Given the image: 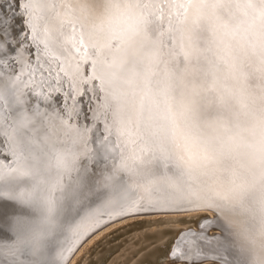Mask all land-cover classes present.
<instances>
[{
    "label": "water",
    "instance_id": "water-1",
    "mask_svg": "<svg viewBox=\"0 0 264 264\" xmlns=\"http://www.w3.org/2000/svg\"><path fill=\"white\" fill-rule=\"evenodd\" d=\"M135 1L143 27L158 40L168 3ZM31 2L16 1V26L0 12V21L6 19L5 30L0 28L5 44L0 48V264H67L82 242L111 222L189 206L213 210L215 222L200 221L199 238L188 243L173 234L158 246L159 255L144 259V264H194L202 259L211 264H257L235 235L233 218L244 219L248 227L255 226V214L264 219L263 86L255 89V125L241 113L252 101L242 88L254 77L264 82V22L255 31V43L247 41L252 36L247 35L242 46L228 44L226 52L231 32L227 12L200 11L206 13L193 22L188 38L197 49L183 54L177 45L179 52L169 54L174 63L168 68L172 73L191 65L196 85L185 93L173 74L167 81L161 74L156 97L148 103L143 97L140 107L127 108L123 121L100 88L102 72L107 73L105 61L93 66L88 57L92 50H103L101 40L110 48L128 27L115 29L106 41L102 34L98 44L94 42L97 49L84 45L78 27L76 50L66 53L60 29L63 23L70 27L69 16L57 18L59 32L56 35L52 26L49 36L44 17L53 20L51 10L38 18ZM174 2L166 15L172 21L166 38L173 49V20L179 19L176 26L182 22L190 5L188 0ZM111 21L117 24L118 19ZM13 32L22 41L10 38ZM19 45L25 51L19 52ZM15 72L22 78H15ZM133 78L139 84L138 76ZM190 95L197 101L186 100ZM186 139L203 149L194 155L189 148L179 156V142ZM196 176L212 183L201 188L196 200H187L184 191L200 181ZM206 230L213 232L208 235ZM118 245L110 246L97 264Z\"/></svg>",
    "mask_w": 264,
    "mask_h": 264
},
{
    "label": "bare ground",
    "instance_id": "bare-ground-1",
    "mask_svg": "<svg viewBox=\"0 0 264 264\" xmlns=\"http://www.w3.org/2000/svg\"><path fill=\"white\" fill-rule=\"evenodd\" d=\"M31 1H32L31 9L35 13H38L36 15L38 18H40L42 14H47L51 10L53 14V20L49 19L51 18V16H49V18H47L46 16L44 17V26L46 25V31L49 36L51 35L49 31L50 27L51 28L52 26L54 27L55 24H57L58 19H61L62 15L69 16V18H66V20L68 21L70 19V23H71L70 27L69 28L65 27V24L63 23L62 29H60V38L62 39V42L64 43V46L67 50L66 53H73L76 50V45L74 42L77 40L75 32L78 29V27L81 28L80 31L81 33L84 34V37L82 39L84 45H91V47L93 45L94 49H97L96 44H98L100 36L102 34H103L102 38H104L105 36L104 40L106 41L107 40L106 37L110 33H114L115 29L121 31L125 26L128 27L121 35H119L118 41H115L116 43L114 45H111L110 48L107 49V47H105L107 41L104 42L103 40H101L98 46L102 47L103 50H97L96 52H94L95 50L94 51L92 50V53H90L88 57L89 59H91L93 66L96 61L98 64H100L102 61H105V68L107 73L102 72V78L99 79L100 88L104 93V97L107 96L108 100L112 104L113 111L116 113L118 117L122 118L123 121H125L127 116L126 115L127 108L129 110V108L131 109L137 106L140 107L141 104L143 103V97L144 98L146 97V103L149 102L150 98L153 99L156 97L155 94L157 89V82L158 80H160L161 74H162L161 80L163 81H167V79H169L170 77L169 74H173L174 79H176L177 81V84H181L182 86H184L183 92L185 91V93H189L192 87L196 85V80L194 77V73L191 70L192 68L191 65L190 66L187 65L188 66L187 68L182 67V69H180L179 71H177L176 69L172 73H169V69L171 70V63L173 62L169 54L176 51L179 52V50L180 52H183L184 50L183 54H186L189 51L194 53V50L197 49V47L192 46L188 42V38L190 37L189 30L190 28H192L193 22H195L198 19L199 14L206 13L200 11H202L203 9H208L211 12H213L212 9L220 8L218 11L215 12H219V11L227 12L226 18L229 20L227 25H230L231 32L228 40L225 42L226 52L229 50L228 44L234 45L238 48L240 47V45L242 46L241 44L242 38L246 39L247 35H252L251 39L248 38L247 41H251V43H255V33H256L255 31H257V29L259 30L263 25L262 22H264V0H188L190 5H188V7H186L185 9L184 18L182 22H180L176 26L179 19H176L175 21L173 20L174 26L173 29H171L172 31H170L171 38L173 35L174 44L173 43L171 44L174 45V49H173L166 38L169 31L168 28L170 29L172 26L171 24L172 21L168 20L170 15L169 16L166 15L168 13L170 14L172 7L175 4L174 0H170L168 2L166 7L168 12L167 13L165 12L164 15V17L165 16L166 17L164 18L162 16L163 18H161L162 20L160 21L161 22L160 29L162 23L163 26L161 29L162 31L161 36L158 37L159 38L158 40L155 38L153 39L152 34H150L152 32L149 33L148 29L146 30L143 27L144 26L142 25L143 19L142 16L138 15V11H137L138 6L136 5L135 0H31ZM153 2L155 3L156 0L155 1L153 0ZM249 6L251 8H249ZM173 13H175V11ZM255 13H257L256 14V19H258L257 21H255ZM244 14L246 15L245 19H244ZM207 16H209V14H207ZM250 16L252 17L251 19ZM111 17L118 19L117 24H115L114 22L112 24ZM15 18L18 19L17 17ZM132 23H138V24L130 25ZM184 23L186 24L184 25ZM20 28L21 27L19 26L18 31L22 30V29L20 30ZM55 31H56L55 34L57 35L59 32L58 26H55ZM16 33L13 32L12 34L9 35V37L12 38L13 40H15V38L19 40L20 38L19 36H17ZM23 33L25 39L26 33L28 34V32L25 30V32ZM23 33L21 34L23 35ZM2 39L3 37L0 34V48H2L1 43L3 46L5 45L4 42H1ZM230 40L232 42L235 41L236 44L229 43ZM94 42L97 43L95 44ZM48 43L51 45L53 44V41L52 42L48 41ZM92 43H94L95 45ZM177 45H180L179 50L176 47ZM116 46L119 47L116 48ZM17 49H19V52L25 51L22 45L20 46V48ZM57 49H59L58 44H57ZM28 51L31 52L30 49ZM29 57H30L29 62L31 64L32 62L31 55ZM82 57L83 56L81 55L80 59ZM111 60L114 63V66H112V68L109 67V65L111 64ZM35 64H37L36 61ZM133 75L134 77L138 76V79L140 81L139 84L137 83L136 80L137 78H133ZM110 76H112V78L114 79H111ZM16 77L21 79L22 78L21 72L18 75L15 72V78ZM256 79L259 81H256L254 77L251 79V81L247 82V84H249L248 86L242 88V92L252 96V101L249 103L248 108L241 110V113L244 115V121L251 118L252 127L255 125V110L258 109V106L255 105V92H256L255 89H258L261 86L264 87L263 80L261 81L258 78ZM145 82L146 83L148 82L149 84L148 89L146 91L143 90L146 88ZM43 83H45L44 78L40 79L41 86L43 85ZM238 85L239 84L235 85V91L237 90ZM201 89L202 88H200L199 92L201 91ZM193 95H190L188 99L186 98V100L191 102H196L197 99ZM188 104L186 102L185 106L187 107ZM152 106H154L153 103ZM188 107L190 108V110L192 109L193 111V107H191L190 105ZM248 109H250V112H247ZM186 115L188 116L190 121L194 120L193 114L189 113L187 110H186ZM206 116L208 119L205 120L206 121L209 120V122L213 124L214 122L213 118L209 119L210 117H208V115ZM190 137H196V136L192 135ZM179 144H180L179 146L180 148L178 151L179 156H183L185 154L184 151L188 150L189 148L190 151L192 150L191 153L194 155H196L198 152H200L203 149L202 144L199 143L191 144V141H189L188 139L182 140V142H179ZM196 178L198 179L200 178V181H196L195 183H190L188 185V189L184 191V195L188 194V196L186 195V197H188L187 200H191V201L196 200L199 193L202 192L201 188L203 186H206L207 184L212 183V181L206 180L202 176L199 177L196 176ZM223 194H225L226 196L228 193L227 191L226 192L224 191ZM185 208L187 209H183L180 207V208H175L176 210L174 211H158V212L144 214L145 216L154 215V214H179V215L182 214L181 216L178 215V217L175 215L174 216L171 215L170 217L175 218L173 220V223L177 220L186 219L187 217L194 218L196 223H194V225L192 226L190 225L183 227H177L178 225L173 226L172 225L173 223H169L164 228H157L152 230L145 229L143 231L140 232L138 231L132 234V237L131 238L129 237V240L130 242L132 241L133 238L135 240L131 242L127 247H129L135 241H138L142 238L144 239L151 238L152 241H150L149 244L153 243L151 245L152 246L151 249L145 252L142 256H140L139 259H136V261L133 264H137L142 258L143 260L146 258L155 259V257L159 255L157 249L158 246L164 243L169 237H171V235L170 236L165 235L168 234V232L172 233V235L174 234V236L176 234L179 236L181 235L180 237L186 239L187 240L186 242L188 243L191 240L193 241L199 238L198 236L200 235V231L197 229V225H199L200 221H202L204 218H207L208 220L215 222L214 218L217 215L214 214L213 210L209 208L198 207V206L196 207L189 206ZM258 217H259L258 214H255V226H249V227L245 224L244 219L240 217L233 218L234 232L241 243L245 242L244 245L248 248V251L252 253L251 255L254 257L257 264H264V219L263 220L261 218L258 219ZM157 219L160 220V218H155V217L146 218L142 221V223L143 224L145 223L146 225L148 223L150 225L152 223L153 224L159 223V220ZM189 220H191V218ZM117 228L118 227L114 229ZM135 228L138 227H131L130 229H126L117 236L124 234L129 230L131 229L133 230ZM112 231L114 230H110L109 232L101 234L98 238L93 240L92 244H95L96 240L99 241L105 235H107ZM208 232L210 233L209 230H206V233L209 235ZM110 239H113V237L107 239L104 243L109 242ZM126 239L120 241L119 244L121 245ZM173 242L174 241L172 240L170 243ZM112 245L109 246L105 245L104 247H107L108 249L107 252L105 254L98 255L94 261H99L102 257H104L109 252L111 248L110 246ZM87 248L88 246H85L83 252ZM135 250L136 249L134 248L133 251ZM81 255L82 253L76 257V260L79 259ZM90 262L91 260H87L86 262H84V264H89ZM206 262H208L207 264L212 263L209 259H202L194 264H206ZM171 264H185V263L175 261Z\"/></svg>",
    "mask_w": 264,
    "mask_h": 264
},
{
    "label": "rangeland",
    "instance_id": "rangeland-1",
    "mask_svg": "<svg viewBox=\"0 0 264 264\" xmlns=\"http://www.w3.org/2000/svg\"><path fill=\"white\" fill-rule=\"evenodd\" d=\"M16 1L17 0H12V1L11 0H7V1L6 0H2V1L0 0V12H1V15L5 16L6 18H9V19L11 18V20L13 21V23H11V26H13L12 24H14L15 26L20 24V20L15 18V12L17 10V8H16ZM168 2H169V0H165V2L163 1V6H165ZM7 6H8V8H7ZM5 22H6V19H2V22L0 21V23H1L0 24L1 31L2 30H5V28H6V23ZM16 34L18 35V32ZM8 50H9V52H11L12 55L14 54V50H13V48L10 47V44L9 43H8ZM171 215L172 216L175 215V216L178 217L179 214H154V215H149V216H145V215L144 216L143 215H140V216L139 215L138 216H129V218L126 217V218L120 219L119 221L117 220L118 222L117 221L116 222L115 221L114 222H111V223H109V226H108V224H107V226L105 225L104 227H102L101 229H99L98 231H96L95 233H93L94 235L92 234L91 235L92 237L89 236L87 238V240H85L84 242H82L83 243L82 244L83 247L81 245L79 246V248L75 252L76 255L74 253L73 256L71 257V259L67 262V264H71V263L72 264L73 263L74 264H76V263L77 264H84V262H86L87 260H91V262L89 264H97L98 261H94L95 258L98 255L105 254L107 252V250H108L107 247H104L105 245L106 246H109V245L115 244L117 242H120V241H122L123 239H126V238L127 239L124 240V242L121 245H118V247H116V249L112 253H110L106 257V259H104V261L102 262V264H113L114 261L122 260V259H124L125 256H129V258L125 261L124 264H133L136 261V259H139L140 256H142L145 252H147V251H149L151 249V247H152L151 245L153 243L152 244H149L150 241H152L151 238H145V239L142 238V239H140L138 241H135L133 244H131L129 247H127L131 242H133L135 240L133 238L132 241L130 242L129 237L131 238L132 237V234H134V233H136L138 231L139 232L140 231H143L145 229L152 230V229L166 227L169 223H173V220L175 219V218L170 217ZM181 215H179V216H181ZM151 217L160 218V220L157 219V220H159V223H154V224L152 223L153 225L152 224L150 225L147 222L150 226L148 224L146 225L145 223H144L145 225L143 223H132L135 220H140V219H143V218L146 219V218H151ZM190 218H191V220H189ZM169 220L172 221V222H170ZM194 223H196L194 218H192V217H189L188 218L187 217L186 219H181V220L175 221L172 225L173 226H177L178 225L177 227H183V226H190V225L192 226V225H194ZM139 224H141V225H139ZM133 226L134 227H138V228H135L133 230L131 229L128 232L117 236L118 234H120L124 230L130 229ZM116 227H118V228L117 229H114ZM106 229H107V231H106ZM110 230H114V231L108 233L102 239H100V240L98 239L99 241L96 240L95 244H92L93 243V240H95L96 238H98L101 234L106 233V232H109ZM100 231H102V232H100ZM209 231H210V233L213 232V230H209ZM165 235H167V236H170L171 235L172 236V233L168 232V234H165ZM111 237H113V239H110L109 242L104 243L107 239H109ZM84 245L85 246H88V248L83 252V250L85 248ZM134 248L136 249L135 251H133ZM81 253H82L83 256L81 255V257L76 260V257L79 254H81ZM75 260H76V262H75ZM143 261L144 260L142 258V259H140L139 262L141 264H144ZM207 263L208 262H206V264ZM117 264H123V263L122 262H118Z\"/></svg>",
    "mask_w": 264,
    "mask_h": 264
}]
</instances>
